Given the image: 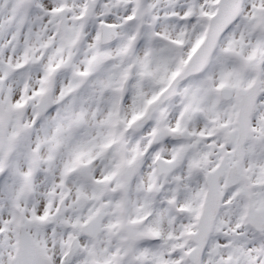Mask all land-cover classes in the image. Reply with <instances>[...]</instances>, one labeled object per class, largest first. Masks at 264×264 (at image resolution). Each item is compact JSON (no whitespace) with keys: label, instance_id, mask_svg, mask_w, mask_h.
I'll list each match as a JSON object with an SVG mask.
<instances>
[{"label":"snow or ice","instance_id":"obj_1","mask_svg":"<svg viewBox=\"0 0 264 264\" xmlns=\"http://www.w3.org/2000/svg\"><path fill=\"white\" fill-rule=\"evenodd\" d=\"M0 264H264V0H0Z\"/></svg>","mask_w":264,"mask_h":264}]
</instances>
